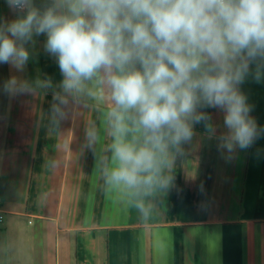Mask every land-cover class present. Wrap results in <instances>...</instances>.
<instances>
[{"label": "crops", "instance_id": "obj_1", "mask_svg": "<svg viewBox=\"0 0 264 264\" xmlns=\"http://www.w3.org/2000/svg\"><path fill=\"white\" fill-rule=\"evenodd\" d=\"M47 2L34 0L37 7ZM18 15L0 0V23ZM45 42L40 35L26 45L23 71L0 63V264H264V133L226 160L197 124L183 154L169 157L170 190L144 197L154 210L145 221L129 195L104 183L110 100L83 97L87 107L70 105L67 118L50 130L62 75ZM12 76L50 77L53 87L10 96L3 85ZM240 90L264 128V77L250 75ZM205 111L217 135L224 132V112ZM89 127L99 135L91 148L85 146Z\"/></svg>", "mask_w": 264, "mask_h": 264}, {"label": "clouds", "instance_id": "obj_2", "mask_svg": "<svg viewBox=\"0 0 264 264\" xmlns=\"http://www.w3.org/2000/svg\"><path fill=\"white\" fill-rule=\"evenodd\" d=\"M18 15L0 23V63L23 71L29 43L45 35L44 49L56 57L62 80L53 92L49 128L67 118L70 105L87 97L107 98L112 135L104 183L131 197L147 221L153 206L144 197L170 190L166 171L172 154H183L195 126L215 138L230 160L264 133L253 106L240 90L251 75L264 77V0H7ZM256 65L253 68V65ZM53 87L50 77L5 81L10 96L38 95ZM207 108L224 112L217 135ZM99 139L85 130L86 147ZM225 151L227 155H225Z\"/></svg>", "mask_w": 264, "mask_h": 264}, {"label": "built area", "instance_id": "obj_3", "mask_svg": "<svg viewBox=\"0 0 264 264\" xmlns=\"http://www.w3.org/2000/svg\"><path fill=\"white\" fill-rule=\"evenodd\" d=\"M0 207H1V198H0ZM3 222V212L0 209V225Z\"/></svg>", "mask_w": 264, "mask_h": 264}]
</instances>
